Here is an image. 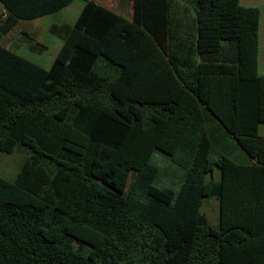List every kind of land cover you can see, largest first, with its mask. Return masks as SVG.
Segmentation results:
<instances>
[{"label": "trees", "instance_id": "trees-1", "mask_svg": "<svg viewBox=\"0 0 264 264\" xmlns=\"http://www.w3.org/2000/svg\"><path fill=\"white\" fill-rule=\"evenodd\" d=\"M72 1L0 0V40ZM82 1L48 26L61 41L48 69L0 44V152L29 151L0 176V264H264L259 9L132 0L125 18ZM215 130L250 163L212 158ZM155 151L177 189L154 186Z\"/></svg>", "mask_w": 264, "mask_h": 264}, {"label": "rangeland", "instance_id": "rangeland-1", "mask_svg": "<svg viewBox=\"0 0 264 264\" xmlns=\"http://www.w3.org/2000/svg\"><path fill=\"white\" fill-rule=\"evenodd\" d=\"M110 4L112 6L117 4L116 0H97ZM81 4L80 0L76 1V4ZM129 4H124V7H127ZM66 11L74 10V5L67 8ZM124 8L123 10H125ZM61 15V14H60ZM59 17V15L57 16ZM56 17V18H57ZM50 21L49 18L45 20H39L43 25L48 24ZM21 32H25L31 35L30 31L26 29L23 23L18 24L14 27L3 39L0 40V44L10 50H13L20 54L23 57H26L32 61H38V56L36 53L29 51L26 48L27 37L22 35ZM36 36H39L44 44H47L48 49L44 51L42 58L39 59H50L54 56V45L55 42H59L58 38L51 35L49 32L43 33L37 31L34 33ZM32 36V35H31ZM29 151L26 147L17 144L14 150L11 153L0 152V176L5 178L8 181H13L16 173L21 168L23 162L25 161ZM211 157L216 159L215 155L212 153ZM149 162L155 165L159 169V175L154 181V186L157 188H172L177 189L179 183L181 182V171L172 165L168 158L159 153L153 152L151 154ZM218 178V173L216 174ZM200 212L205 215L207 221L210 225L214 226L218 223V201L214 197L204 198L202 201Z\"/></svg>", "mask_w": 264, "mask_h": 264}, {"label": "crops", "instance_id": "crops-1", "mask_svg": "<svg viewBox=\"0 0 264 264\" xmlns=\"http://www.w3.org/2000/svg\"><path fill=\"white\" fill-rule=\"evenodd\" d=\"M77 0H73L68 6L65 8L61 9L60 11L43 16L38 19L30 20V21H19L17 23L21 24L23 23L24 26L26 27L27 30L30 31L32 37H34L37 41L40 43H43L41 38L39 36H36L34 33L37 31L46 33L48 32V26L52 23H69L72 24L75 19L77 18L82 6H83V1H81V4H76ZM95 3L104 6L105 8L110 9L111 11L125 17V18H130L131 13H132V0H116L117 4L112 6L110 4L100 2L97 0H93ZM129 4L127 7H124V4L126 3ZM240 4L244 7H256L260 11V17H259V28H258V55H257V70L259 75H264V0H239ZM74 5V10L72 11H66L68 10L67 8ZM1 8V6H0ZM126 8L125 10H123ZM61 14V15H60ZM59 15V17H57ZM57 17V18H56ZM49 18L50 21L48 24H41L39 20H45ZM59 40V39H58ZM44 44V43H43ZM61 41L55 42L54 45V56L56 52L58 51L60 47ZM47 46V44H45ZM48 49V46H47ZM17 53V52H16ZM18 54V53H17ZM44 53L37 54L38 56V61H32L39 65L43 69H48L54 59V56L50 59L44 58V59H39L42 58ZM20 55V54H19ZM26 58V57H25ZM28 59V58H27ZM30 60V59H29ZM222 131V129H221ZM220 130H215V136L213 138V143L214 147L211 148V154L213 153L215 157H219L220 155L224 154L230 159H232L234 162L239 163V164H249L250 160L247 158V156L236 146H232L230 143L232 139H228L226 136H222V132ZM258 133L261 136H264V122H261L258 124ZM228 141V142H227ZM235 142V141H232ZM216 144V145H215Z\"/></svg>", "mask_w": 264, "mask_h": 264}, {"label": "built area", "instance_id": "built-area-1", "mask_svg": "<svg viewBox=\"0 0 264 264\" xmlns=\"http://www.w3.org/2000/svg\"><path fill=\"white\" fill-rule=\"evenodd\" d=\"M0 12H2V14H4V12L2 10H0Z\"/></svg>", "mask_w": 264, "mask_h": 264}]
</instances>
